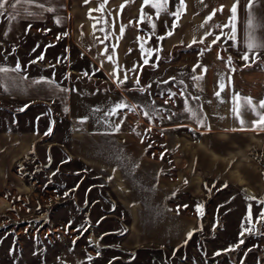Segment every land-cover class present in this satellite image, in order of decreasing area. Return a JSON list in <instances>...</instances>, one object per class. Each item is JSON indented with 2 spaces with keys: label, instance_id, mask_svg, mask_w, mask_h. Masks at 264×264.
<instances>
[{
  "label": "rangeland",
  "instance_id": "374dc122",
  "mask_svg": "<svg viewBox=\"0 0 264 264\" xmlns=\"http://www.w3.org/2000/svg\"><path fill=\"white\" fill-rule=\"evenodd\" d=\"M141 5L143 22L152 23L146 14L153 7L144 0ZM68 6V0H37L0 16V66L21 65L27 77L16 78L22 93L46 94L51 88L44 79L50 75L85 92L100 87L90 77L105 79L73 43ZM49 7L55 11H46ZM152 44L144 43V58L150 48L167 51ZM41 55L44 59L38 60ZM179 55L175 51L166 60L124 63L127 79L112 82L123 88L122 104L127 105L115 115L116 137L127 136L132 148L159 164L158 186L142 190L143 205L136 213L133 209L132 220L127 207L107 200L108 186L94 174L82 170V176L69 173L60 179L38 161L33 148L14 157L18 148L5 129L14 124L13 107L26 110L29 105L0 85V264H264V220L259 219L264 211V125L254 123L259 118L251 110L241 109L244 124L233 112L237 94L257 105L264 100V54H249L247 61L245 54L238 59L228 54L233 61L222 60L231 71L223 115L216 114L213 94L193 84L198 77H188L187 62ZM7 75L13 72L0 74V80ZM197 97L205 99L200 103L206 110L197 109ZM23 115L20 120L29 125L28 112ZM66 167L83 166L72 162ZM110 191L116 197V190ZM106 210L122 215L120 221L97 219Z\"/></svg>",
  "mask_w": 264,
  "mask_h": 264
},
{
  "label": "crops",
  "instance_id": "0c3cea01",
  "mask_svg": "<svg viewBox=\"0 0 264 264\" xmlns=\"http://www.w3.org/2000/svg\"><path fill=\"white\" fill-rule=\"evenodd\" d=\"M133 1L134 7L131 9L129 5L132 0H68L71 39L103 72L105 81L112 83L116 78L128 76L127 63L151 59L156 48L148 49V57L144 58V43L148 40L152 41V46L159 43L168 51L177 43L221 38L225 52L237 59L246 53L264 54V49L252 53L247 48L250 38L257 42L264 39V28L257 26L264 23V0L258 3L255 0H185L186 11L178 17L169 13L175 12L179 0H170L168 10L162 12L159 18L154 8L146 14L150 19L153 18L151 21L156 25L154 29L152 23L143 22V10L140 8L142 0ZM250 2L254 4L251 9L248 8ZM234 5L237 11L233 20L231 9ZM132 12H136L135 15ZM209 16H212L211 20ZM250 18H253V27L249 26ZM233 36L234 39L231 38ZM177 53L187 62L188 77L199 78L193 84L204 87L202 91L205 93L213 94L216 114L223 115L231 85V71L222 61L224 59L215 50L193 48L178 50ZM23 72H13V76L7 75L4 81L0 80V85L7 88L8 95L22 96L29 105L26 110L24 106L13 107L14 124L5 129L16 143L13 144L14 148H18L14 157L33 148L38 161L47 165L49 172L60 174V179L69 173L82 176V170L94 174L107 184V200H113L114 206L127 207L131 220L134 219L136 215H133V209L136 213L139 209L137 206L143 205L142 190L147 186L151 188L153 183L155 187L158 186L159 164L156 157L132 148L127 143V136L122 139L116 137L114 119L120 109L117 105L122 104L125 96L123 88L118 87L117 91L79 92L72 90L69 82L63 83L50 75L51 89L46 94H37V90L22 93L16 78L22 77ZM34 74L45 76L41 72ZM221 83L224 84L223 91L220 90ZM217 92H220L219 96ZM197 100V109L206 110V104L202 106L200 103L205 99L197 97ZM40 106L44 110H40ZM21 109L23 112L19 113ZM27 112L29 125L20 120H24L23 114ZM203 120L206 123L205 115ZM218 121L222 120L218 118ZM194 122L202 123L201 119ZM72 162H78L85 168L75 167L71 169L73 171H68L66 165ZM80 176L76 181L81 180ZM110 190H116V197L112 196L114 194ZM88 203L86 201L84 205ZM60 204L62 206L63 203ZM92 216L94 220L95 215ZM121 216L106 210L97 219L102 217L103 220L117 222Z\"/></svg>",
  "mask_w": 264,
  "mask_h": 264
},
{
  "label": "snow or ice",
  "instance_id": "6c2138e0",
  "mask_svg": "<svg viewBox=\"0 0 264 264\" xmlns=\"http://www.w3.org/2000/svg\"><path fill=\"white\" fill-rule=\"evenodd\" d=\"M37 2V0H0V16H4L7 12V10L9 8H16L17 5L21 4V3H25V4H35ZM259 0H255V3H258ZM144 4L148 5L151 4V6L156 10V16L157 18H159L160 14L162 12H166L168 10L169 4H170V0H144ZM254 4L253 2H250L248 5V8L251 9L253 8ZM39 7L43 8L44 5L40 4ZM222 10V9H221ZM46 11L48 12H54L55 9L54 8H47ZM186 11V4H185V0H179V3L176 5V11L175 12H171L169 13L170 15L173 16H179L181 14V12ZM232 11V19H235V15H236V6L234 5L231 9ZM215 13H213L214 15ZM13 19L15 18V16L12 17ZM209 20L212 19V16H209L208 18ZM57 23H59V20H57ZM249 26L253 27V18H250L249 21ZM258 27L264 28V23L257 25ZM156 27V25L154 23H152V28L154 29ZM217 27H221L220 25H217ZM224 27H227V25H224ZM31 28V24H29L28 26V30H30ZM235 31L234 25H233V32ZM171 33H169L170 35ZM66 35V34H65ZM59 38V37H58ZM232 39H234V36L231 37ZM160 39H163V37H160ZM218 39V38H217ZM216 41L214 40L213 43H215ZM51 46V45H50ZM247 48L252 52V53H256L258 50L264 49V39L260 40L259 42H257L255 39L250 38V41L247 45ZM44 56L41 55L38 60H43ZM242 59L247 61L249 60V54H245L242 56ZM37 61H32V63H36ZM145 63H147V61H145ZM54 67V66H53ZM23 69L21 67V65L19 63L16 64V66L14 68H8V67H3L0 66V74L2 73H8V72H21ZM85 75H87V73H85ZM23 79H27V77H22ZM124 79H127V76L125 75ZM199 79V78H197ZM45 83H52V81L44 79ZM34 83H40V81H34ZM137 84H139V80L137 79L136 81ZM224 89V84L221 83L220 84V90L223 91ZM63 91H67V89H62ZM5 91H7V88H5ZM173 95H175L173 93ZM217 96L220 95V92L216 93ZM234 100V108H233V112L235 113V115L237 116V118H240V123L244 124L245 121L241 118V109L245 108L248 110H251L252 112L255 113V115L259 118L257 121H254L255 124L257 125H264V100L259 101V104H255L252 100L251 97H240L238 94L236 96L233 97ZM127 105L121 104V105H117V108H121V107H126ZM259 109V110H258ZM21 111H23V109H21ZM148 113H145V115H147ZM83 122V121H82ZM117 130H119L117 128ZM138 167V166H137ZM249 199H255V197H250ZM261 204H264V201H260ZM197 211H200V208L198 207ZM248 219L251 220V205L249 206V216ZM260 220H264V211H262L260 213ZM245 231L251 232L252 229H245ZM244 232H241V235H243ZM192 233H189V238L191 237ZM239 243H243V240H241ZM238 245H236V247H238ZM230 250V249H229ZM217 255H220V253H216Z\"/></svg>",
  "mask_w": 264,
  "mask_h": 264
},
{
  "label": "trees",
  "instance_id": "16d2710c",
  "mask_svg": "<svg viewBox=\"0 0 264 264\" xmlns=\"http://www.w3.org/2000/svg\"><path fill=\"white\" fill-rule=\"evenodd\" d=\"M216 41L215 43H213V41ZM222 44V39L220 38H216V39H212V40H204V39H198V40H191L189 42H185V43H177L172 45L168 51H166L164 54L159 53L157 50L153 51V54L151 56V60L152 61H157L161 58L163 59H170L171 56L173 55V53L175 51L178 50H191L193 48H199L200 50H215L217 52V54L219 55V57H221L222 59H224L226 62L231 63L233 61V58L228 55V53L225 52L224 50V46H222V48L220 47V45ZM223 45V44H222ZM166 56V57H165ZM90 82H92L94 85H99V89L98 91H115L117 90V87H114V85L108 81L102 80V81H98V79L89 78ZM79 92H85L83 90H78ZM97 91V90H94ZM93 92V91H92Z\"/></svg>",
  "mask_w": 264,
  "mask_h": 264
}]
</instances>
